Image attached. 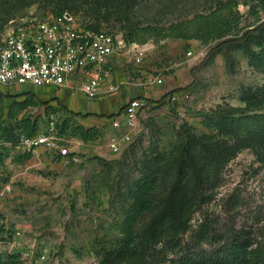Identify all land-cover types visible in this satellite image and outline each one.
<instances>
[{
    "label": "rangeland",
    "instance_id": "obj_1",
    "mask_svg": "<svg viewBox=\"0 0 264 264\" xmlns=\"http://www.w3.org/2000/svg\"><path fill=\"white\" fill-rule=\"evenodd\" d=\"M225 1L73 0L65 12L72 14L81 27L92 24L99 31L123 33L124 25L165 26L195 13H206ZM234 1L238 2L237 8L242 14L239 25L242 31L264 17L262 12L249 13L250 0ZM52 9L53 3L25 6L19 0H0V44L26 19L55 17L57 13ZM203 45V57L192 66L195 67L192 82L181 88L188 93V98L173 104L167 102V97L162 102L158 101L161 97L152 100L141 112L140 130L133 142L121 153L107 151L104 138L83 141L90 148L86 154L87 166L81 175L84 196L73 188L64 201L54 199L55 208L44 217L31 218L44 241L42 246L33 248L31 257L24 255L28 249L19 253L7 248L8 233L15 230L0 225V252H3L0 264H109L107 258L114 255V249L120 244V225L129 203L131 180L144 167L145 160L167 153L185 129L196 134L207 132L203 123L206 112L217 107L243 106L241 99L247 92L264 84V39L261 46L253 44L249 52L223 47L210 63L196 67L214 43ZM33 89L17 86L13 93L23 94ZM9 104L0 99V114ZM86 108L84 102L82 109ZM43 111V105L39 104L22 114L36 118L43 131L48 120V116L42 118ZM53 116L58 123L62 120L59 114ZM62 136L65 137L62 144L70 147L77 139L69 131ZM203 163L201 159L199 164ZM160 177L153 195V208L136 225V248L144 264H186L187 256L199 257L200 264H211L235 233H246L251 241L244 252L245 258L237 264H264L249 258V251L256 247L264 254V164L258 161L252 147H244L230 157L222 164L216 180L210 177V183L202 188H196L192 179L185 181L178 192V203L184 202L182 223L165 219L157 233L149 236L148 228L162 211L176 174L166 167ZM18 212L25 214L26 210L21 208ZM204 229L208 232L206 238L200 235ZM41 254L45 256L42 260Z\"/></svg>",
    "mask_w": 264,
    "mask_h": 264
},
{
    "label": "trees",
    "instance_id": "obj_2",
    "mask_svg": "<svg viewBox=\"0 0 264 264\" xmlns=\"http://www.w3.org/2000/svg\"><path fill=\"white\" fill-rule=\"evenodd\" d=\"M73 0H19L25 6L34 3H53L56 16L61 15L71 8ZM249 13L264 14V0H250ZM255 2V3H254ZM238 2L226 0L221 2L206 13H195L190 18L182 19L168 25H124L122 26L123 37L127 42L144 44L148 41L173 38L182 40H198L201 44L214 45L209 49L203 60L196 67L210 63L215 53L224 48H241L249 52L253 44L261 46L264 39V17L258 19V23L251 28L242 31L239 29L242 14L239 12ZM87 30L99 31L92 24L84 26ZM195 67L191 69L193 74ZM181 88L172 89L165 93L158 101L162 102L169 93L180 91ZM24 99L12 100L4 112L7 121L0 123V169L5 159L10 156L11 149H15L21 137L29 138L36 136L39 130L38 121L30 116L21 114L29 106L46 104L38 100L30 92L24 93ZM18 96V95H15ZM0 99H2L0 97ZM151 100H148V104ZM243 106L217 107L203 115V123L207 132L196 134L189 129L181 132L178 141L165 154L154 155L144 162V167L139 174L131 180L128 189L129 203L123 212L120 225V244L114 249V255L107 258L109 264H144V260L136 248L137 233L136 225L139 218L152 210L154 205V192L156 191L160 174L168 167L176 174L169 195L164 203L162 211L152 220L149 228V236L157 233L158 228L164 225L165 219L182 223L184 218V202L178 203V192L184 182L192 179L196 188H202L213 177L216 180L217 173L230 157L234 156L244 147H252L258 161L264 164V84L247 92L241 99ZM63 107L45 106V114L56 113ZM21 114V115H20ZM55 129L58 135L69 131L72 136L82 140L91 141L102 137L100 128H85L66 118L59 123L55 121ZM3 141L10 144L6 145ZM22 155L13 157L14 160L22 161L28 151ZM131 150V148H130ZM201 159L203 165H200ZM211 175V176H210ZM210 176V177H209ZM6 179H3V181ZM210 183V182H209ZM208 183V184H209ZM174 223V224H175ZM207 230H202L200 235L207 237ZM212 238L214 235L211 236ZM251 246V241L246 233H235L220 256H216L211 264H237L244 258V252ZM13 254V253H12ZM16 256V254H13ZM10 257V256H8ZM3 252H0V260ZM249 258L255 262L264 263L263 250L256 247L249 251ZM186 264H200L199 257L187 256ZM2 264V263H1Z\"/></svg>",
    "mask_w": 264,
    "mask_h": 264
},
{
    "label": "crops",
    "instance_id": "obj_3",
    "mask_svg": "<svg viewBox=\"0 0 264 264\" xmlns=\"http://www.w3.org/2000/svg\"><path fill=\"white\" fill-rule=\"evenodd\" d=\"M146 43L150 48L141 65L129 62L126 55L116 54L110 58L107 67L112 69L114 80L118 83L117 90L113 93L88 99L80 89L76 88L78 83L73 81H70L69 86L65 88L33 87L34 91L29 90L28 92L34 94L38 100L46 103L42 104L44 110L45 106L63 107L60 111L49 115L43 111L42 118L47 119L48 116L46 125L51 117L54 118L53 114H59L62 120L70 118L85 128H100L103 135L98 139H105L104 146L109 151L106 145L107 139L114 132L111 123L115 119L123 120L124 107L129 100L133 98L157 100L168 91L182 88L192 82V66L200 59L189 58L186 53L203 52L205 48L203 44L200 46L198 40L173 38ZM71 85H75V88L73 89ZM16 87L0 85V97L9 103L12 100L24 99V93H13ZM84 102L87 106L85 111L82 109ZM30 107L32 106L25 110ZM4 112L5 110L0 114V123L7 121ZM1 142L10 144L3 140ZM89 149L78 138L72 141L70 151L72 155L78 156L77 163H65L64 157L60 156L57 150L45 149L41 146L28 151L26 158L17 161L13 157L18 158L24 151L17 147L11 149L10 156L5 159L0 169V177H6L4 181L0 179V187L4 183H10L12 187L11 192L0 201V225L5 229L13 227L15 230L13 233H8L10 238L6 243L9 250L16 249V252L21 253L30 247H40L39 244L42 246L44 241L40 237L41 230L31 218L44 217L55 208L54 199L64 201L65 196L72 193L73 188L84 196L81 175L87 166L86 154ZM79 164L81 166H78ZM21 208L26 210L25 214L18 212ZM17 232L20 235H15Z\"/></svg>",
    "mask_w": 264,
    "mask_h": 264
},
{
    "label": "built area",
    "instance_id": "obj_4",
    "mask_svg": "<svg viewBox=\"0 0 264 264\" xmlns=\"http://www.w3.org/2000/svg\"><path fill=\"white\" fill-rule=\"evenodd\" d=\"M149 48L148 43L127 42L121 32L87 30L68 12L45 20L26 19L0 44V85L65 88L73 81L88 99H96L117 90L113 71L107 67L111 57L126 55L129 62L141 65ZM203 55V52L186 53L196 59ZM71 87L74 89L75 85ZM184 98H188V93L174 91L168 94L167 102L173 104ZM148 105L145 98L127 102L123 120L115 119L111 123L114 132L107 139L109 151L121 153L133 142L140 130L141 112ZM64 141V137L57 134L55 119L51 117L39 134L21 137L17 148L26 151L41 146L57 150L65 163H77L78 156L72 155L70 146L62 144ZM11 190L10 183L2 184L0 201ZM33 248L24 255L31 257ZM44 258L41 254L40 260Z\"/></svg>",
    "mask_w": 264,
    "mask_h": 264
}]
</instances>
